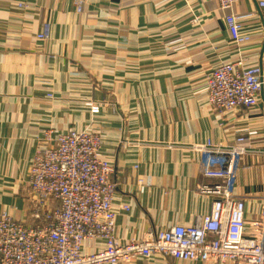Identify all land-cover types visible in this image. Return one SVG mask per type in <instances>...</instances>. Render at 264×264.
<instances>
[{"label": "crops", "instance_id": "1", "mask_svg": "<svg viewBox=\"0 0 264 264\" xmlns=\"http://www.w3.org/2000/svg\"><path fill=\"white\" fill-rule=\"evenodd\" d=\"M18 1L0 0V212L40 225L58 203L35 202V152L55 132L89 129L100 135L99 158L114 168L120 243L210 211L198 188L213 180L203 177L194 148L207 141L246 149L232 193L245 203V234H254L264 197V91L256 107L220 114L207 102L206 76L239 59L264 71L256 0L231 9L218 0H83L80 10L75 0ZM230 13L250 14L241 21L250 40L239 47L225 22ZM100 246L89 240L83 251ZM124 264L211 263L156 254Z\"/></svg>", "mask_w": 264, "mask_h": 264}, {"label": "built area", "instance_id": "2", "mask_svg": "<svg viewBox=\"0 0 264 264\" xmlns=\"http://www.w3.org/2000/svg\"><path fill=\"white\" fill-rule=\"evenodd\" d=\"M238 1L218 0L222 9H231ZM82 2L75 0L78 10ZM27 3L19 0L17 6ZM256 4L264 12V0H256ZM248 16H225L230 37L238 47L250 40L241 32V21ZM263 91L262 67H245L241 59L223 62L206 76L207 102L220 114L256 107ZM92 109L98 111L97 107ZM55 133L50 144L33 156L29 186L38 205L46 201L58 205L41 213L43 222L36 226L0 212V264H124L156 254L211 264H264V197L260 220L252 223L254 234L246 235L245 203L232 193L244 147L210 141L195 145L201 153L203 177L213 180L198 188L210 197V211L189 225H171L148 232L140 240L120 243L114 234V168L98 156L99 133L89 129ZM242 140L241 135L237 137V141ZM118 209L128 210V205L120 204ZM38 217L33 214V218ZM89 240L100 241L101 246L85 253L83 246Z\"/></svg>", "mask_w": 264, "mask_h": 264}]
</instances>
